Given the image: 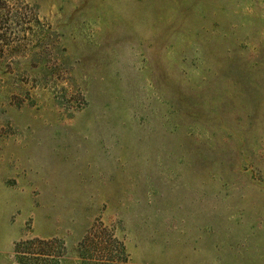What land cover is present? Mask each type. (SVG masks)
Instances as JSON below:
<instances>
[{"label": "rangeland", "instance_id": "1", "mask_svg": "<svg viewBox=\"0 0 264 264\" xmlns=\"http://www.w3.org/2000/svg\"><path fill=\"white\" fill-rule=\"evenodd\" d=\"M0 264H264V0H0Z\"/></svg>", "mask_w": 264, "mask_h": 264}]
</instances>
